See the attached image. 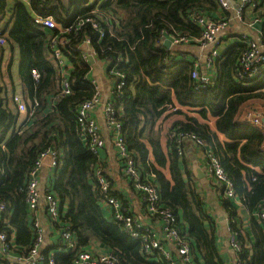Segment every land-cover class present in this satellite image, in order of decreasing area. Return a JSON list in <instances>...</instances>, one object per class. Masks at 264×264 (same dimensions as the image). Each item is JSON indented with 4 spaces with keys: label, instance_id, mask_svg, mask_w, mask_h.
Returning a JSON list of instances; mask_svg holds the SVG:
<instances>
[{
    "label": "trees",
    "instance_id": "trees-1",
    "mask_svg": "<svg viewBox=\"0 0 264 264\" xmlns=\"http://www.w3.org/2000/svg\"><path fill=\"white\" fill-rule=\"evenodd\" d=\"M220 8L218 0H13L12 5L10 0H0V36L6 40L0 49V167L4 170L0 175V203L6 204L3 218L9 220L2 229L15 233L17 253L27 251L34 241L26 201L29 174L41 155L51 150L59 158L53 193L61 202V220L71 226L79 247L88 250L100 243L116 251L125 264H164L146 261L141 244L109 222L100 205L97 168H103L112 187L114 178L101 154L94 155L89 142L80 139L77 122L79 106L92 100L97 91L89 80L93 65L83 59V53L92 51L95 62L107 66L112 84L123 77L125 85L115 91L113 104L130 155L158 186L162 207L175 215L180 232L199 254L198 263L223 264L214 219L192 184L186 145L192 142L191 136L205 142L200 149L219 160L236 198L250 213L258 212L264 203V135L241 123L239 116L245 107L253 105L251 102L264 104V73L248 85L237 79L239 59L246 50L238 41L216 58L214 82L199 89L192 79L194 59H189V52L160 45L166 36L200 39L202 31L192 23L191 14L201 12L212 17ZM37 16L52 17L62 28L71 29L64 35L67 45L60 47L72 66L69 96L62 95V77L50 58L49 38L59 31L37 25ZM93 22L99 24V30L94 29ZM86 39L89 46L84 43ZM13 46L19 49L23 86L22 95H15L27 106L19 126L21 113L1 79L4 51ZM113 70L119 77L111 74ZM8 77L12 83L11 73ZM175 101L181 107L197 109L204 120L215 118L217 131L227 142L221 141L207 123L187 117L170 128L165 153L156 128L160 129L159 123L168 113H178ZM166 169L171 180L164 174ZM217 191L231 231L239 235L243 245L246 241L251 244L249 249L243 246L241 258L249 264H264V230L259 222L260 240L252 242L237 224V209L225 195V184H218ZM112 192L123 201V196ZM57 260L66 259L57 256Z\"/></svg>",
    "mask_w": 264,
    "mask_h": 264
},
{
    "label": "built area",
    "instance_id": "built-area-1",
    "mask_svg": "<svg viewBox=\"0 0 264 264\" xmlns=\"http://www.w3.org/2000/svg\"><path fill=\"white\" fill-rule=\"evenodd\" d=\"M257 2L259 5L264 4V0H218L221 9L232 13L231 16L214 19L201 12L192 13L191 21L202 31L201 38L190 40L180 35L166 36L160 45L165 46V41L168 39L172 43L170 48L195 44L202 50L207 57L205 68L200 65L198 60L194 59L192 79L197 81L199 89H206L216 77L215 60L221 55L222 36L230 29L232 22H243L247 10L256 8ZM35 23L48 31H59L49 38L50 58L55 62L62 77L61 93L63 96H69L72 94V82L69 78V72L66 70L67 60L64 58L60 47L67 45L68 40L64 35L69 33L71 29L62 28L52 17L37 16ZM93 27L96 30L100 29L96 22H93ZM101 37H103V32H101ZM239 42L245 45L246 50L239 59L236 77L248 85L251 80L259 78L264 73V38L255 40L246 33L241 35ZM84 43L86 46L90 45L88 39ZM5 46L6 40L0 36V49ZM91 58L95 60L94 52L83 53L84 60L90 61ZM32 74L38 79L39 76L36 71H33ZM111 74L119 77L115 70ZM120 80L119 83L114 84L113 82L112 99L108 102L102 103L101 93L97 87L93 99L81 104L77 111L80 139L89 142L90 150L94 155H100L105 150L106 140L102 135L100 125L94 118V113L98 106L103 104L106 123L112 133L111 141L116 149L117 163L122 170V176L125 178L127 191L132 192L137 200L136 204L131 194L129 196L121 193L120 195L124 197L123 201L118 198V195L114 196L109 178L104 174L103 168L98 167L95 178L102 198L100 205L109 213L106 219L120 226L130 239L141 244V252L146 261L164 262V264H199V254L180 232L175 215L170 209L162 207V197L158 186L149 180L148 175L140 171L126 147L122 124L117 119L113 104L115 91L120 90L125 85L123 77ZM13 101L18 106L20 113L27 112V106L21 96L14 95ZM248 106L243 109L239 121L264 135V109L257 105ZM190 140L198 148L206 146L205 142L195 136H191ZM179 151L180 153L183 152L181 148ZM202 152L206 171L214 178L217 185L225 184L226 197L236 201L233 185L228 181L219 160L210 151L202 150ZM58 160L57 152L47 150L41 155L29 174L26 201L30 212L34 214L32 220L34 241L27 251L17 253L15 250V233L9 234L2 229L3 226L9 224V220L3 218L6 204L0 203V264H125L116 254V251H109L100 243L93 244L88 250L81 249L71 226L61 220L60 200L51 189L42 191L40 183L42 170L48 168L49 172H54L58 166ZM3 172L4 170L0 167V175ZM41 211H45L52 230L47 229L39 219L38 212ZM257 220L264 229V203L257 212ZM53 237L56 241H51ZM228 245L233 253L232 264H249L241 258L243 246L246 249L251 247L249 241L243 245L239 235L231 231ZM57 256L66 260L59 262Z\"/></svg>",
    "mask_w": 264,
    "mask_h": 264
},
{
    "label": "crops",
    "instance_id": "crops-1",
    "mask_svg": "<svg viewBox=\"0 0 264 264\" xmlns=\"http://www.w3.org/2000/svg\"><path fill=\"white\" fill-rule=\"evenodd\" d=\"M22 1L27 3V0ZM12 4L13 0H10V5ZM231 14L232 13L225 12L220 8L218 12L212 14L211 16L215 19H219L223 16H231ZM12 26L13 23L11 27ZM246 33L250 34L255 40L264 38V4H260V6H258L256 9L247 10L243 22H232L230 29L226 31L225 34L222 36L223 42L220 47V52L223 53L230 45L238 42L242 34ZM182 49L189 52L190 60H198L200 62V65L205 68L204 65L207 61L206 54L202 52V50H200L195 44H192L191 46H182ZM3 58L4 61L2 64L1 79L5 82L8 95L12 99L13 95H22L23 91L22 81L20 78L19 49L15 46L7 48L4 51ZM66 65V70L67 72H69L72 66L68 61H66ZM9 73H11V78L13 81L12 83L10 82L8 77ZM89 80L92 81L93 84H96V86L98 87V90L101 93L103 104L112 99V83L107 75V66L104 63L95 62L92 68V72L89 76ZM103 104L99 105L96 112L94 113V118L96 122L100 125L102 135L106 140V147L105 150L101 153V156L103 157V159L106 160L105 162L108 164L107 168H109L110 174L114 178L113 190L118 194L123 193L129 196L131 194V197L135 200V203L137 204L135 195L132 192L130 193L129 191H127V187L125 185V178L121 176L122 170L120 169V166L117 163L116 149L111 141L112 133L111 129L108 128L106 123ZM175 104L177 106L178 113H168V118L159 123V125H161L159 127L160 129H158V127L156 128V130H160V142L162 149L165 153L168 152L167 136L170 128L174 123L186 121L187 117L196 118L201 123H207L213 131H217L215 118L209 117L208 120H204L198 114L197 109L181 107L177 105L176 101ZM250 104L257 105L260 108L264 109V104L262 102L256 101L251 102ZM24 117L25 113H21V119L18 123V126L23 122ZM217 134L221 141L227 142V139L223 134L219 133L218 131ZM150 159H153L152 155H150ZM185 159L192 174V184L196 186V189L199 192L200 196L204 199V203L207 207L208 213H210V216L214 219L216 230V243L220 258L223 264H232L233 253L228 245V241L231 235V225L220 200V195L217 191L216 182L214 178L206 171V163L203 159V152L193 142H189L186 145ZM198 170H200V172ZM164 174L166 175L168 180H171L170 172L168 169L164 170ZM199 175H201L202 178H199ZM53 179L54 172H49L48 168H44L40 174V183L42 191H44V189H51L53 191ZM233 205L237 209L239 217L237 220V224L240 225L242 230H244L245 236L248 237V239L252 242L260 240L257 212H254V214L250 213L242 204V202L238 199L236 201H233ZM106 212V216H108V210ZM29 214L31 220H33L34 214L30 212V210ZM38 214V217L41 220L42 224L47 229H51L45 211L38 212ZM51 241H56L55 237L51 238Z\"/></svg>",
    "mask_w": 264,
    "mask_h": 264
},
{
    "label": "water",
    "instance_id": "water-1",
    "mask_svg": "<svg viewBox=\"0 0 264 264\" xmlns=\"http://www.w3.org/2000/svg\"><path fill=\"white\" fill-rule=\"evenodd\" d=\"M171 44H172V43H171L170 40L167 39V40L165 41V47H166V48L169 49V48L171 47ZM90 63H91L92 65H94V64H95V60H94L93 58H91V59H90ZM198 171L200 172V170H198ZM198 177H199V178H202L201 175H199Z\"/></svg>",
    "mask_w": 264,
    "mask_h": 264
},
{
    "label": "rangeland",
    "instance_id": "rangeland-1",
    "mask_svg": "<svg viewBox=\"0 0 264 264\" xmlns=\"http://www.w3.org/2000/svg\"><path fill=\"white\" fill-rule=\"evenodd\" d=\"M95 0H92V2H94ZM249 107V106H248ZM263 107V106H262ZM245 108H247V107H245ZM264 108V107H263Z\"/></svg>",
    "mask_w": 264,
    "mask_h": 264
}]
</instances>
